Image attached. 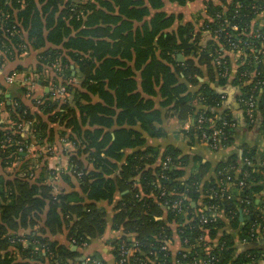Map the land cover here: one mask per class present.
Returning a JSON list of instances; mask_svg holds the SVG:
<instances>
[{
  "label": "trees",
  "instance_id": "16d2710c",
  "mask_svg": "<svg viewBox=\"0 0 264 264\" xmlns=\"http://www.w3.org/2000/svg\"><path fill=\"white\" fill-rule=\"evenodd\" d=\"M165 1L183 5L191 0H0V50L14 44L21 53L25 33L29 49L44 47L36 70L50 68L57 74L52 83L66 88L59 99L50 93L35 102L46 116L43 120L20 96L10 97L7 103L0 86V264L78 263L82 255L78 249H86L81 244L108 229L116 232L112 240L116 260L118 245L123 243L131 246L129 257H138L136 261L157 264L156 254L161 264H172L170 252L159 250L163 240L172 236L170 222L176 223L180 240L187 239L185 246L195 245L207 229V236L217 242L208 252L211 264H254L261 257L255 249L236 253L232 235L223 230V218L233 229L239 225V209L247 210L241 235L264 225V209L258 208L264 205V167H259L264 152L244 143L240 155L212 167L200 157L182 155L173 145L160 154L157 147L146 144L145 136L161 138L166 135L163 125L172 126L175 139L192 145L203 130L209 135L221 128L218 145L232 142L234 121L219 110L222 94L211 84L228 82L227 52L236 50L245 59L232 84L240 87L238 98H257L252 125L260 120L264 129V21L260 26L252 22L264 4L206 0L197 28L186 22L172 30L176 16L162 10ZM178 54L182 61L176 59ZM219 54L229 69L227 77L219 76L215 66ZM13 57L14 52L6 58ZM204 69L207 83L199 81ZM77 77L79 82H73ZM22 91L26 93L24 87ZM3 111L8 117L2 121ZM199 114L212 117L213 124L206 120L198 125ZM189 118L192 126L185 129ZM24 120L32 122L25 137L12 130ZM48 123L69 132L64 139L75 151L66 172L78 181L77 189L55 191L54 183L33 179L42 167L41 151L30 157L27 150H18V141L31 144L33 139L40 146L52 142L53 137L45 142ZM190 161L193 168L186 175ZM237 166L241 172L235 176ZM160 174L165 178H158ZM224 175L235 191L229 197H208L218 182H228ZM240 180L244 185L238 191ZM182 194L188 199H182ZM116 195L112 215L98 207L99 201L111 203ZM176 199L182 200V213L170 207ZM212 211L218 213L214 221L199 222L200 215ZM64 230L69 242L74 239L75 249L49 239ZM202 249L200 244L173 259L180 260L177 264H192L197 254L205 257Z\"/></svg>",
  "mask_w": 264,
  "mask_h": 264
},
{
  "label": "crops",
  "instance_id": "0c3cea01",
  "mask_svg": "<svg viewBox=\"0 0 264 264\" xmlns=\"http://www.w3.org/2000/svg\"><path fill=\"white\" fill-rule=\"evenodd\" d=\"M205 1L206 0H191L183 5H179L175 2L165 1L162 6V10L167 14H173L176 16L171 26V29L175 30L179 25H183L186 22L193 24L194 27L197 28L198 25L196 21L202 14H204ZM260 1H262V3L264 4V0ZM263 21L264 9L256 15L255 19L252 22L260 26L263 24ZM24 36L26 37L25 33ZM30 48L31 49H29L27 53L17 55L13 58L7 59L6 57H0L3 58L0 63V86H2L4 89V97L7 100V103H9L10 97L20 96L24 103L28 105L31 111L37 112V114H39L42 119L45 120L46 116L42 114V112L36 107L35 102H42L43 99H45V96L51 93L52 79H57V74L54 71H51L50 68L46 67L43 70L37 71L36 65L38 62V55L44 49V47ZM227 55L231 71L228 78V82L224 86H218L217 82H213L211 85L215 86L219 91H221L222 94V102L221 106L219 107V110L227 112V114H229L234 121L233 125L235 127L236 132L232 136V142H230L227 146H219L217 149L214 150L208 149L205 143L201 141V139L195 141L192 145H188L187 142L174 138L172 134V126L163 125L166 135L161 138L145 136L147 145L157 147L160 154L164 151L167 145L176 146L180 149L182 155H189L190 158L194 156L200 157L203 159V161H208L209 163H211L212 167H215L219 163H224L228 161L229 158L234 154L240 155V145L244 143L254 149L256 148L258 153L264 152V129L261 128V122L260 120H256L255 124L252 125L253 122L251 123L246 118L244 108L240 104L238 99V96L240 94V87L236 84H232V80L236 75L238 66L241 65L242 61L245 58L242 57L241 52L228 51ZM203 72L204 76L200 77L199 81L207 83L209 80L206 74V70L204 69ZM9 74H14L16 76V80H18L17 83L10 84L5 81V77ZM27 75L30 78L29 83H27L28 85H21V78ZM73 79V82H79L78 77ZM23 87L26 91L25 94H23L22 91ZM93 100L96 101L97 99L94 98ZM159 100V97H156L154 99L156 107H158ZM195 109H197V107ZM1 117L2 121L7 120L8 113L6 111H3ZM191 126L192 120L191 118H189L187 124L185 125V129H190ZM48 127L50 128V131H46L47 134L45 136V142L47 141V138L53 137L52 142L47 141L46 144L42 146L35 144V142H33V139L31 142L29 156L33 157L37 154V151H41L40 154H42V167L38 168L35 171L33 179L41 178L46 179L45 181H47V183H54L53 186L55 191L61 189H64L66 191L77 189L78 181L74 176L66 172V170L68 169L69 156L75 151V148L72 143L64 139L69 136V132L61 125L55 123H48ZM60 132H64V134L60 135ZM47 148H49L50 150H47ZM192 168L193 165L190 161L186 167V175L190 173ZM50 172L53 173V177H50ZM240 172L241 168L237 166L234 169L235 176L238 175ZM0 173H2L1 168ZM213 177L215 178L214 174ZM227 183L229 185L230 192L235 191L231 183ZM261 194L264 195V184L262 187ZM117 199L118 197L116 195L114 196L113 202L108 203L106 201H99L97 205L99 208L108 213V215H112L114 213V202ZM192 204L194 205V203ZM247 213V210L239 209V225L233 229H231V226L229 225V220L227 218H223L225 222V227L223 230H226V232L232 235L233 246H235L236 248V253L247 251L249 249H255V252H258L261 257H258L254 261V264H264V235H261L260 237H258L257 240L252 241L251 239L246 237V235H241L239 233L241 225H243V223L247 220ZM170 225L172 229V239L171 242L168 244V251L170 252V255L173 260L172 264H177L179 262L173 259V257L179 254V251L184 248L182 246L180 237L177 234L176 223L170 222ZM115 234L116 232L114 230H106L103 235L98 236L89 241L88 244L85 246V250L78 249L79 252L82 254L81 257L78 258V263L73 261H67L64 264H79L80 262L83 263L84 261L82 256L86 253L97 255L103 261L104 264H117L115 252L112 246V240L116 238ZM49 239L57 241L59 244L67 245L68 247L70 246L65 230L54 235H49ZM245 239L247 240L246 242H244ZM55 264L59 263L56 262Z\"/></svg>",
  "mask_w": 264,
  "mask_h": 264
},
{
  "label": "built area",
  "instance_id": "2783aa9c",
  "mask_svg": "<svg viewBox=\"0 0 264 264\" xmlns=\"http://www.w3.org/2000/svg\"><path fill=\"white\" fill-rule=\"evenodd\" d=\"M21 39L23 41V43H21L19 45V48H23L21 53L18 52L17 46L12 44V45H10V47H8V46L2 47V49L0 50V57L5 58V57H7L8 54H10L12 52H14V54L16 53V55L27 53L28 50H29V43H28L27 39L24 36H21ZM232 47L236 48L237 44L236 45H232ZM214 62H215V66L217 68L219 76L227 77L229 69L226 66V62L223 60V57H221L220 54L217 55L214 58ZM56 69L59 70L57 65H56ZM21 79H22L21 85H28L27 83H29V79H30L28 77V75L22 77ZM21 79H20V81H21ZM5 81L7 83L14 84V83H17L18 80H16V76L14 74H9L8 76L5 77ZM65 89H66L65 85H63V84L52 83L51 84V96L53 98H56V99L58 98L59 99V98H61L64 95ZM238 99H239L240 104L244 108V112H245L246 118L252 123L254 121V114H255V110H256V106H257V103H256V101H257L256 99L257 98H255L252 95H249L247 97H239ZM206 120L210 124H213L212 117L211 118L210 117H205L203 114H199L198 117H197V124L201 126L204 122H206ZM31 124H32V122L29 121V120H27V121L26 120L19 121V122H16L13 125L12 130L13 131H17L18 133H20L21 136L25 137V136H27L28 134L31 133ZM222 124H225V122H222ZM221 134H222V129L221 128L214 129L209 135L207 134L206 131L203 130L201 132V141H203L205 143V145H206V147L208 149H211V150L217 149L219 145H218V142H217L216 138L219 135H221ZM8 139L9 138H7L6 140L8 141ZM0 143L3 144V141L0 140ZM18 143H19V147H18L19 151H22L23 149H25L29 153V149H30L31 144H29L27 142H22L21 143V141H18ZM47 150H50V149L47 148ZM166 160H168V158H166L164 161H162L161 164L162 165H166V163H167ZM246 164L253 166L251 161L247 160V159H246ZM262 166L264 167V158L261 159L260 164H259V167H262ZM244 175H247V173H244ZM224 176H226V175H224ZM159 177L160 178H165V176L163 174H160L158 176V178ZM228 179H229V176L227 175L226 176V180L229 182ZM243 185H244V181L240 180L238 182V184H237L238 188L236 190L239 191V188H241ZM154 186L157 188L159 186V184L156 182V183H154ZM216 188L217 189H212L210 191V193H208V197H210V198H215L217 196H220V197L227 196V197H229L231 192L229 190V185H228L227 182H223V181L218 182V185L216 186ZM173 193L174 192L171 191V192H168L167 194L172 195ZM164 194H165L164 191L160 192V195H164ZM181 198L185 199V200L188 199L185 194H182ZM245 202L249 203V201H245ZM170 207L172 209L176 210L179 213H182L183 211H185V209L183 208L181 199L174 200L172 203H170ZM209 208L212 209L213 207L210 206ZM258 208L264 209V205L259 206ZM200 211H202V210H200ZM217 216H218V213L216 211H212V212H209L208 215H200L199 222L200 223H206L207 221H214ZM202 231H203V234L199 235L198 240L196 241L195 245L189 244L188 246H185L184 243L187 242V239H184V240L181 241L182 246H183L184 249L180 250L179 253L180 252H186L185 250H187V252H190L191 249L199 246L200 244L203 246L202 250H203V253L205 252L204 253L205 257L201 258V256L199 254H197L194 257V259L192 261V264H211V261H212V259L208 255V252L211 251L212 246L214 247L217 244V242H216V240L214 241V240L210 239L207 236V233H206L207 229H203ZM261 235H264V225H256V227L254 229L251 228L250 231L247 232L246 237H248L251 240H257L258 237H260ZM130 239L133 241L132 237ZM171 239L172 238L163 240V244L159 247V250L166 252L168 250V244L171 242ZM18 241L23 246L26 245V241L24 239H18ZM246 241L247 240L245 239L244 242H246ZM213 242H215V243H213ZM69 243H70V246L75 247L74 239H71ZM133 243L135 244V242H133ZM81 245H82L81 247H85L86 243H82ZM131 252H132L131 246H128V245L123 244V243L119 244L118 248H117V260H116L117 264H126L128 261H129L128 264H131L130 261H132V262L135 261L138 264H146L144 261H142L140 259H139V261H136V259L138 257H133L132 256L133 258H130L129 255H130ZM182 256H184V254ZM153 257H154V261L157 264H161L162 263L161 259L159 257H157L156 254H153ZM82 258H83L84 263H86V262H91V263H94V264H99L100 263V261L98 259L92 257L91 254L82 256ZM177 262L180 263V260L178 259ZM226 264H230V263L228 262Z\"/></svg>",
  "mask_w": 264,
  "mask_h": 264
},
{
  "label": "water",
  "instance_id": "95a60500",
  "mask_svg": "<svg viewBox=\"0 0 264 264\" xmlns=\"http://www.w3.org/2000/svg\"><path fill=\"white\" fill-rule=\"evenodd\" d=\"M177 59L180 61L182 60V56L180 54L177 55ZM240 218H241V215H240ZM247 246V245H246ZM73 249H75V247L72 246Z\"/></svg>",
  "mask_w": 264,
  "mask_h": 264
},
{
  "label": "rangeland",
  "instance_id": "374dc122",
  "mask_svg": "<svg viewBox=\"0 0 264 264\" xmlns=\"http://www.w3.org/2000/svg\"><path fill=\"white\" fill-rule=\"evenodd\" d=\"M14 55L17 56L16 53H15ZM20 55H21V54H20Z\"/></svg>",
  "mask_w": 264,
  "mask_h": 264
}]
</instances>
